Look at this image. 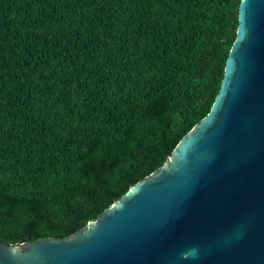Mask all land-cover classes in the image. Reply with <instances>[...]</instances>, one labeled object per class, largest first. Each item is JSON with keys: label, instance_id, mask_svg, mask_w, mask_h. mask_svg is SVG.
Segmentation results:
<instances>
[{"label": "trees", "instance_id": "obj_1", "mask_svg": "<svg viewBox=\"0 0 264 264\" xmlns=\"http://www.w3.org/2000/svg\"><path fill=\"white\" fill-rule=\"evenodd\" d=\"M241 0H0V242L66 238L210 112Z\"/></svg>", "mask_w": 264, "mask_h": 264}, {"label": "water", "instance_id": "obj_2", "mask_svg": "<svg viewBox=\"0 0 264 264\" xmlns=\"http://www.w3.org/2000/svg\"><path fill=\"white\" fill-rule=\"evenodd\" d=\"M0 264H264V0H241L214 104L166 162L66 238L0 242Z\"/></svg>", "mask_w": 264, "mask_h": 264}]
</instances>
